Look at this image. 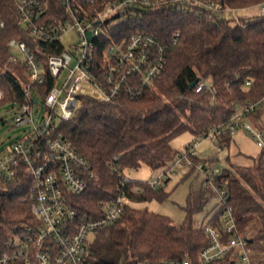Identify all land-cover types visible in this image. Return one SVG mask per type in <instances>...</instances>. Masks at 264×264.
Wrapping results in <instances>:
<instances>
[{
  "label": "trees",
  "instance_id": "16d2710c",
  "mask_svg": "<svg viewBox=\"0 0 264 264\" xmlns=\"http://www.w3.org/2000/svg\"><path fill=\"white\" fill-rule=\"evenodd\" d=\"M117 1L102 0L97 7L101 9ZM169 1L156 10L134 7L130 13L115 16L116 22L109 28L110 35L118 40L136 31H145L170 45L167 62L152 87L134 97L124 93L113 103L86 97L74 119L62 126L61 131L72 148L100 177L99 183L70 196L77 222L102 217L103 205L116 195L121 184L120 172L127 176V170L143 165L168 171L175 158L182 156L171 144L175 136L189 130L196 139L206 137L210 127L226 121L234 113V102L242 105L264 94V16L260 12L250 16L244 11L240 23L228 14L208 21L205 12L199 11L200 6L183 11ZM207 1L240 10L264 2ZM55 11L63 12V9L58 0H50L45 17H52ZM12 39L24 40L42 62L62 48L60 44L35 41L21 25L17 1L0 0V91L3 93L0 104L25 101L23 87L27 83V68L10 61L12 51L8 43ZM99 45L98 54L103 50V43ZM203 78L210 79L216 87L215 98L207 89L196 92L195 86L191 87ZM247 81H251L250 86H246ZM53 83L48 73L47 84L41 88L44 96ZM256 115L258 120L260 113ZM231 137L224 135L220 143L229 145ZM115 155L119 156L118 160H114ZM192 159L200 161L197 155ZM203 163L208 164L206 160ZM127 178L123 189L128 201L122 216L95 233L91 242L96 263L133 264L161 258H188L192 264H201L198 253L208 240L203 226L197 227L194 223L193 215L198 207L191 198L186 219L175 223L166 215L133 205L153 199L163 201L169 192L162 186L152 188L148 181ZM216 181L226 184L228 203L238 228L249 244H262L260 261H264V148L254 158L253 165L231 164L216 176ZM0 182L4 184L0 186L1 254L12 230L36 220L28 199L31 179L19 174L16 179Z\"/></svg>",
  "mask_w": 264,
  "mask_h": 264
},
{
  "label": "built area",
  "instance_id": "2783aa9c",
  "mask_svg": "<svg viewBox=\"0 0 264 264\" xmlns=\"http://www.w3.org/2000/svg\"><path fill=\"white\" fill-rule=\"evenodd\" d=\"M16 1L21 25L30 37L45 45L60 44L62 48L42 62L24 40L12 39L8 43L12 51L10 61L27 68V83L23 87L25 101L14 103L13 121L15 125L30 127L7 150H0V180L11 181L19 174L31 179L28 199L36 221L12 230L5 250L0 254V264H97L91 242L95 233L122 216L128 201L123 189L128 178L120 172L121 184L116 195L103 205L101 218L77 222L70 196L79 195L90 185L99 183L100 177L72 148L61 129L67 121L74 119L86 97L113 103L124 93L134 97L152 87L167 62L170 45L145 31H136L118 40L110 35L109 28L116 22L115 16L130 13L134 7L156 10L169 0H118L101 9L97 5L102 0H58L63 12L55 11L49 18L45 16L50 10V0ZM169 2L183 11L200 6L199 11L205 12L208 21L228 14L240 23L243 16V10L222 8L207 0ZM259 10L264 16V2L259 4ZM72 31L78 36L77 42L66 46L63 39ZM99 43H103L100 54ZM48 73L54 83L44 96L41 88L47 84ZM250 85L251 81H247L246 86ZM204 89L215 98L216 87L208 78L196 81L195 91ZM2 97L0 91V99ZM41 101L45 112L37 121L35 106ZM232 105L234 113L226 121L210 127L206 134L213 142L212 147L220 151L225 146L220 143L224 135L233 136L243 130L264 148V125H258L252 119L264 112V94L258 100ZM199 144L200 141L195 140L181 156L190 166H193L192 157L197 155ZM118 159L115 155L114 160ZM198 166L206 176L204 193L214 195L220 201L211 218L216 217L203 225L208 241L198 253L201 264H264V261H255L249 256V241L238 228L228 203L226 184L216 181L220 168H210L202 162ZM167 172L148 181V185L155 188L162 184ZM135 190L140 192L138 187ZM133 264L192 263L188 258H161Z\"/></svg>",
  "mask_w": 264,
  "mask_h": 264
},
{
  "label": "rangeland",
  "instance_id": "374dc122",
  "mask_svg": "<svg viewBox=\"0 0 264 264\" xmlns=\"http://www.w3.org/2000/svg\"><path fill=\"white\" fill-rule=\"evenodd\" d=\"M245 11V12H244ZM245 15L259 14V4L249 9L243 10ZM78 36L74 31L64 37L63 42L66 46L70 43L77 42ZM17 55L21 56L19 53ZM15 105L13 103L0 104V150H7L12 143L17 139L23 137L28 131L30 125H15L13 121ZM43 102L35 106V119L38 121L44 115ZM253 121L263 126L264 125V112L260 115L252 117ZM234 136V137H233ZM230 144L222 147L219 151L217 148L212 147V140L207 137L198 138L200 141L197 148V156L200 161H207V166L219 167L221 171L225 168L231 167V164L242 166H250L254 163L262 148L258 145L253 138H251L243 130L238 131L233 135ZM195 136L189 130L184 131L171 140V144L180 153L185 154L187 146L193 143ZM226 144V143H223ZM193 160V166L188 165L180 156L175 158L174 164L168 170L167 177L164 179L162 185L165 191L170 195L165 200L160 201L153 199L147 202H136L133 205L137 208H147L155 213L166 215L170 217L175 223H181L186 219L188 199L191 198L193 205L198 207L194 213L193 219L197 227L203 226L207 220L217 211L219 206V199L208 193H204L207 186L205 173L200 170L198 164L200 163ZM165 169L152 170L148 166H141L138 169L127 170L126 174L134 180L140 181H153L163 174ZM4 184L0 182V186ZM262 244L260 242L248 245L249 256L255 260L260 261L263 257Z\"/></svg>",
  "mask_w": 264,
  "mask_h": 264
},
{
  "label": "water",
  "instance_id": "95a60500",
  "mask_svg": "<svg viewBox=\"0 0 264 264\" xmlns=\"http://www.w3.org/2000/svg\"><path fill=\"white\" fill-rule=\"evenodd\" d=\"M195 84H196V82L192 83L191 87H194V86H195Z\"/></svg>",
  "mask_w": 264,
  "mask_h": 264
},
{
  "label": "crops",
  "instance_id": "0c3cea01",
  "mask_svg": "<svg viewBox=\"0 0 264 264\" xmlns=\"http://www.w3.org/2000/svg\"><path fill=\"white\" fill-rule=\"evenodd\" d=\"M234 137V136H233Z\"/></svg>",
  "mask_w": 264,
  "mask_h": 264
}]
</instances>
